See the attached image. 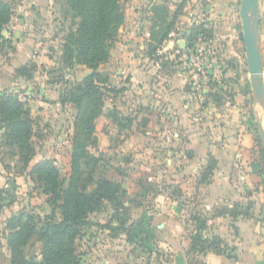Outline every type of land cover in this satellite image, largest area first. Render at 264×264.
<instances>
[{
	"label": "rangeland",
	"instance_id": "rangeland-1",
	"mask_svg": "<svg viewBox=\"0 0 264 264\" xmlns=\"http://www.w3.org/2000/svg\"><path fill=\"white\" fill-rule=\"evenodd\" d=\"M2 1L10 5L12 16L0 33V66L14 59L17 46L29 50L33 56L25 66L14 71V76L27 85L25 90L12 93L5 89L26 104L33 120L34 157L29 169L44 160L54 161L65 189L70 155L81 129L76 126L78 106L59 103L60 99L77 93L92 71L73 61L69 63L62 53L64 37L73 29L65 0ZM126 1H121L124 10ZM114 65L110 61L104 63L97 72L108 77V89L117 90L128 84V80L125 75H117ZM23 67L25 71H19ZM133 97L131 89L117 95L104 93L102 113L94 121L97 144L87 149L100 160L94 178L118 183L122 193L117 202L104 203L103 209L90 219L105 225L114 215L121 222L113 221L105 229L107 234L100 227L81 228L75 243L79 260L92 253L96 246L105 244L115 251L119 264H161L165 251L160 248L165 244V233L170 232L164 228V223L171 222L184 225L190 241L187 264H203L202 257L213 249L223 252L230 264H264V176L254 173L252 179H240L244 170L236 169L230 180H216V164L210 154L201 167L188 171L182 159L183 155L185 160L190 159L192 152L177 149L188 144V138L178 136L176 119L166 117L162 110L152 106L138 105ZM55 99L58 101H53ZM218 102H202V106L204 109L210 105L217 107ZM262 104L255 100L249 102L247 108L253 111L254 120V108ZM110 113L117 114V122L108 117ZM205 120L198 123L204 125L210 118ZM201 129L205 130L203 126ZM5 133L4 126L0 125V173L3 172L0 184L7 185H0V264H11L6 244L8 219L2 211L12 205L24 210V202L41 206L34 210L40 209L46 198L41 195L35 178L28 176L29 169L19 170L15 148L4 145ZM255 136V144L257 138L262 149L258 134ZM164 142L174 147L168 149L167 154L162 148ZM166 160L170 163L166 164ZM196 170L198 174L194 178ZM8 186L14 187L10 195ZM40 210L35 215L43 216ZM56 212L58 222L59 212ZM194 236L209 240L214 247L210 249L209 245L195 243L193 250L191 238ZM213 237L220 242L212 240ZM40 251L41 245L35 241L25 248L28 257L40 259Z\"/></svg>",
	"mask_w": 264,
	"mask_h": 264
},
{
	"label": "crops",
	"instance_id": "crops-1",
	"mask_svg": "<svg viewBox=\"0 0 264 264\" xmlns=\"http://www.w3.org/2000/svg\"><path fill=\"white\" fill-rule=\"evenodd\" d=\"M182 1H126L127 8L123 9L124 24L119 29L107 61L115 64L113 68L116 67L118 76L125 75L124 78L128 80V84L118 90L123 89L127 92L131 89L138 105L152 106L158 111L162 110L166 117L176 119V124L179 125L178 136L188 138V144L177 149H180V152L185 150L192 152L190 159L185 160L184 155L182 159L188 171H194L197 166L201 167L206 155L210 154L216 164V180H230L236 169L244 170L240 179H252L258 156L254 134L246 123L249 114L247 106L254 99L241 35L239 19L241 0H188L182 13L173 21L168 38L162 42L155 54L149 55V36L154 21L152 8L162 6L168 9L169 16H172ZM258 11L259 46L264 76V0H258ZM198 27L204 34H198L196 31ZM191 37L193 43L188 47ZM176 51H179V55H174ZM32 58L29 50L17 46L14 59L0 66V91L7 89L12 93H20L25 90L27 85L21 78L14 76V71L25 66ZM53 101L56 102L58 99ZM213 101H219L217 107L210 105L204 109L202 106V102ZM262 105L254 110L258 113L263 126L264 103ZM31 114L33 115L32 111ZM205 118V121L210 118L206 124L198 123ZM209 130L212 132L209 133ZM166 135L167 133H164V136ZM162 148L167 154L168 149L174 147L164 142ZM179 157L182 158V155ZM168 163L170 160H166V164ZM197 174L198 170L193 172L192 176L195 178ZM2 175L3 172L0 173V177ZM0 185L7 186L5 183ZM8 187L10 195L14 187ZM164 196L167 198V195ZM24 207L26 208L24 210H17L13 205L5 207L2 214H6V218L9 219L21 211L32 210L37 214L42 209L43 215L50 213L47 204L34 210L24 202ZM164 224V228L170 232L165 233V244L160 248L165 251L161 264H187L186 252L190 241L184 225L171 222ZM104 232L108 233L107 230ZM99 234L97 231V235ZM113 252L115 251L105 244L96 246L92 253L81 257L80 264H119ZM202 260L203 264H230L228 258L213 253H207Z\"/></svg>",
	"mask_w": 264,
	"mask_h": 264
},
{
	"label": "trees",
	"instance_id": "trees-1",
	"mask_svg": "<svg viewBox=\"0 0 264 264\" xmlns=\"http://www.w3.org/2000/svg\"><path fill=\"white\" fill-rule=\"evenodd\" d=\"M121 1L65 0L67 12L71 14L73 29L64 37L62 53L69 63L73 61L92 71L77 93L60 99L61 105L71 103L78 106L76 126L81 129L78 142L70 155L65 189L62 187L60 172L54 161L44 160L29 169L34 157L33 120L30 111L17 95L5 90L0 91V125L6 130L3 135L6 139L4 145L15 148L20 164L19 170L29 169L28 176L35 178L41 195L46 198L44 203L50 208L48 215H35L32 210L21 211L7 220L6 228L9 235L6 244L11 264H80L75 245L80 229L100 227L105 230L113 221L121 222L114 215L104 223L105 225H99L90 219L93 214L103 209L104 203L117 202L122 191L118 183L94 178L100 160L87 151L97 144L94 136V121L102 113L104 93L117 95L123 92V89H108V77L97 72V68L110 58V50L117 40L119 29L124 24L125 16ZM187 1L183 0L178 4L172 16H169L168 9L162 6L152 8L154 21L149 36V55L155 54L162 42L168 38L173 28V21L182 13ZM11 16L10 5L0 0V33L10 22ZM196 31L198 34H204L199 27ZM192 43L193 37L190 38L188 47H191ZM24 68L19 71H25ZM246 87L248 89V84ZM252 115V111L249 110L246 123L255 136L257 129ZM108 117L113 122L118 121L116 113H110ZM256 147L258 159L255 161L254 173L264 176V153L257 138ZM18 175L23 177V174ZM29 207L34 209L41 206ZM56 211L59 212L58 222ZM213 238L212 240L220 242L216 237ZM34 241L41 245L40 259L25 254V248ZM195 243H198V246L209 245L210 249L214 247L209 240L203 241L194 236L191 238L193 250ZM210 252L224 256L218 249Z\"/></svg>",
	"mask_w": 264,
	"mask_h": 264
},
{
	"label": "water",
	"instance_id": "water-1",
	"mask_svg": "<svg viewBox=\"0 0 264 264\" xmlns=\"http://www.w3.org/2000/svg\"><path fill=\"white\" fill-rule=\"evenodd\" d=\"M239 19L252 98L256 102L264 103L263 60L258 34L260 22L258 0H241ZM255 118L259 140L264 153V129L257 112L255 113Z\"/></svg>",
	"mask_w": 264,
	"mask_h": 264
},
{
	"label": "built area",
	"instance_id": "built-area-1",
	"mask_svg": "<svg viewBox=\"0 0 264 264\" xmlns=\"http://www.w3.org/2000/svg\"><path fill=\"white\" fill-rule=\"evenodd\" d=\"M174 55H179V51H176Z\"/></svg>",
	"mask_w": 264,
	"mask_h": 264
},
{
	"label": "bare ground",
	"instance_id": "bare-ground-1",
	"mask_svg": "<svg viewBox=\"0 0 264 264\" xmlns=\"http://www.w3.org/2000/svg\"><path fill=\"white\" fill-rule=\"evenodd\" d=\"M263 129H264V121H263Z\"/></svg>",
	"mask_w": 264,
	"mask_h": 264
}]
</instances>
